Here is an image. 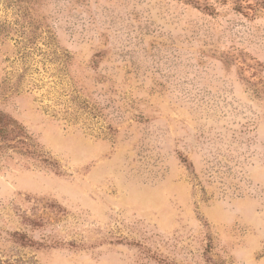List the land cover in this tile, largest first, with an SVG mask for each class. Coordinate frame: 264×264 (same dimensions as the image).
Here are the masks:
<instances>
[{
  "label": "rangeland",
  "instance_id": "obj_1",
  "mask_svg": "<svg viewBox=\"0 0 264 264\" xmlns=\"http://www.w3.org/2000/svg\"><path fill=\"white\" fill-rule=\"evenodd\" d=\"M0 264H264V0H0Z\"/></svg>",
  "mask_w": 264,
  "mask_h": 264
},
{
  "label": "trees",
  "instance_id": "obj_2",
  "mask_svg": "<svg viewBox=\"0 0 264 264\" xmlns=\"http://www.w3.org/2000/svg\"><path fill=\"white\" fill-rule=\"evenodd\" d=\"M15 128L16 127L10 120L0 115V136H2L4 139L9 138L14 134L16 130Z\"/></svg>",
  "mask_w": 264,
  "mask_h": 264
}]
</instances>
